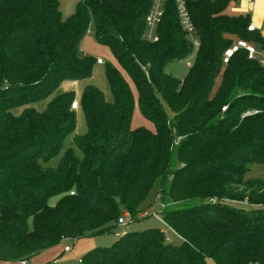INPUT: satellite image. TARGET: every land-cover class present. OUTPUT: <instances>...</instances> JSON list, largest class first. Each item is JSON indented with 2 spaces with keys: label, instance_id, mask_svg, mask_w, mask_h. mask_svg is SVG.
<instances>
[{
  "label": "trees",
  "instance_id": "trees-1",
  "mask_svg": "<svg viewBox=\"0 0 264 264\" xmlns=\"http://www.w3.org/2000/svg\"><path fill=\"white\" fill-rule=\"evenodd\" d=\"M231 1L187 0L199 46L178 80L166 67L194 47L172 1L153 43L143 38L150 0H79L66 19L57 0H0V262H28L64 240L109 233L121 210L134 217L151 187L168 178L163 221L179 244L156 228L126 231L80 264H264V181L245 179L249 166L264 165V66L243 49L222 62L236 40L264 48V39L248 32V15L225 13ZM91 20L128 79L106 67L111 102L93 85L83 89L78 109L87 130L74 137L81 157L66 149L47 167L76 128V96L58 89L90 78L97 63L79 49ZM128 81L154 132L131 129ZM53 93L43 112H10Z\"/></svg>",
  "mask_w": 264,
  "mask_h": 264
},
{
  "label": "rangeland",
  "instance_id": "rangeland-1",
  "mask_svg": "<svg viewBox=\"0 0 264 264\" xmlns=\"http://www.w3.org/2000/svg\"><path fill=\"white\" fill-rule=\"evenodd\" d=\"M59 3V10L62 14V18L66 19L69 17L75 9V4L73 0H57ZM79 1V0H78ZM77 1V2H78ZM188 39L190 37L188 36ZM253 45H257V43H253ZM79 49L84 54L92 57L94 60L101 59L103 64L98 65L94 64L91 77L85 80L76 81L77 83L70 89L74 92L76 96V100L79 99L83 89L87 85H93L98 90H100L104 96L105 101L111 102L112 95L111 91L105 76V70L107 66H115L118 65L110 48L104 44L99 43L96 40L94 34V24L91 20L85 34L83 35L80 43ZM195 49L192 55L186 57L185 59L172 61L167 67V73H169L172 77L177 78L178 80H183L187 76L189 72V67L187 63L190 64L194 61ZM264 66V65H263ZM123 75L127 78L125 73ZM128 79V78H127ZM221 74L218 73L214 79L213 88L215 89L220 83ZM133 93L134 97V111L131 119L130 127L131 129L144 128L148 131L154 132L155 126L154 124L146 119L140 112L138 106V95L131 84L128 81ZM67 84H62L58 89V92H64ZM67 90V89H66ZM57 93H53L49 98L40 100L34 103H29L25 106L14 107L10 110L13 115H19L25 108L35 109L37 112H43L48 102L51 98H53ZM163 111L166 119L169 121L172 118V112L170 111L167 105H163ZM76 117V128L73 135L69 136L63 143L62 151L55 157L51 158L45 166L55 168L60 162V158L63 152L66 149H72L76 157H81V152L76 146L74 142V137H81L86 133V121L84 118V114L81 109H78L75 112ZM245 179H255L264 181V165L252 164L249 166V171L245 176ZM169 185V179L167 178L163 187L160 183L154 184L148 192L146 198L141 202L138 208V212L133 215L134 217H129L125 219V225H117L115 226L111 232L97 235L93 237H85L78 240H64L59 245L53 247L51 250L43 251L36 256L30 258L28 260V264H78L77 260L80 259L85 253L95 247H110L114 244L118 238L125 233L126 231H136L141 232L146 229H160L164 236L168 239V242L172 244H179V237L171 230L163 221V212L164 207L169 205V198L165 195L162 199V191L166 192ZM56 198L51 202L54 203ZM225 204L235 207L237 209H241L244 211L254 210L261 208L260 206H251L245 202H231L225 201ZM126 213L121 210L120 216ZM129 214V213H127ZM65 246H69L71 248L70 252H64L63 248ZM208 263H211L208 261ZM0 264H19V262H0Z\"/></svg>",
  "mask_w": 264,
  "mask_h": 264
},
{
  "label": "built area",
  "instance_id": "built-area-1",
  "mask_svg": "<svg viewBox=\"0 0 264 264\" xmlns=\"http://www.w3.org/2000/svg\"><path fill=\"white\" fill-rule=\"evenodd\" d=\"M168 1H172L173 5L175 7L176 15L178 18V22L180 24L181 30L187 35V37H190V41L196 50L199 46V41L195 34V27L193 25V22L190 18L189 11L187 8V0H150V6L149 10L145 16V31L143 33V38L146 41L149 42H156L158 40L157 36V29L159 24L162 21V18L164 16L165 12V5ZM248 2H251L252 0H247ZM248 32L255 31V27L252 24H249L247 27ZM243 49L246 51L248 59L251 60H258L262 64V54H258L257 50L253 45H251L249 42L245 40H236L232 43L228 48H226L223 52L222 56V62L223 64L228 63V61L234 56L235 53H237L239 50ZM97 64H102V60L98 59L96 60ZM187 66L190 67L191 64L188 62ZM79 108L78 100H74L71 103V109L77 110ZM130 215L127 213H124L122 217L118 219L119 225H125V219L129 218ZM166 241L168 242V239L166 238ZM64 252H70L71 248L69 246L64 247ZM77 263L80 264L81 260L78 259ZM19 264H28L26 261H20Z\"/></svg>",
  "mask_w": 264,
  "mask_h": 264
},
{
  "label": "crops",
  "instance_id": "crops-1",
  "mask_svg": "<svg viewBox=\"0 0 264 264\" xmlns=\"http://www.w3.org/2000/svg\"><path fill=\"white\" fill-rule=\"evenodd\" d=\"M77 1L78 0H73L75 5H76ZM225 13L230 15V16L248 15L249 16V24H252L255 27V31H257L261 35V37L264 39V0H252L251 2H248L247 0H232L228 4V6L225 10ZM61 16H62V14H61ZM249 43L251 45H253V43H251V42H249ZM253 46L255 47V49L257 50L259 55L260 54L263 55L262 65H264V48L261 47L259 44L253 45ZM102 64H98V65H102ZM116 67L123 74V71L120 69V67L118 65H116ZM76 83H77L76 81L75 82L66 81V82L62 83V84H67L66 85L67 90L65 89L64 92L71 91L70 89ZM77 110H75V111H77ZM51 249H49V250H51ZM63 250H64V248H63ZM46 251H48V250H46Z\"/></svg>",
  "mask_w": 264,
  "mask_h": 264
}]
</instances>
